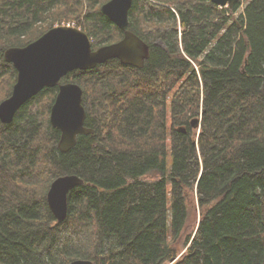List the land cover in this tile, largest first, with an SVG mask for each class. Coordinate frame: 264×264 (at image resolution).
Masks as SVG:
<instances>
[{"label":"trees","instance_id":"16d2710c","mask_svg":"<svg viewBox=\"0 0 264 264\" xmlns=\"http://www.w3.org/2000/svg\"><path fill=\"white\" fill-rule=\"evenodd\" d=\"M108 1L0 0V102L6 49L67 24L93 49L119 41ZM127 30L149 47L142 68L61 80L93 131L68 152L49 123L57 88L0 122V264H264V0H132ZM63 175L84 183L59 223L46 194Z\"/></svg>","mask_w":264,"mask_h":264},{"label":"water","instance_id":"95a60500","mask_svg":"<svg viewBox=\"0 0 264 264\" xmlns=\"http://www.w3.org/2000/svg\"><path fill=\"white\" fill-rule=\"evenodd\" d=\"M219 7H231L237 0H210ZM132 0H109L100 8L122 33L112 44L93 49L88 36L79 29L56 27L49 29L24 47L8 48L4 60L16 71L15 83L8 98L0 102V122L9 124L18 109L45 88H57L50 108L49 123L59 131L57 148L66 153L81 135L92 134L85 126L86 112L82 105L83 91L76 83L61 80L73 71H86L109 61L118 60L124 66L142 68L149 57V47L127 30L128 11ZM197 126V121H192ZM84 182L76 175L55 178L47 191L46 203L57 222L67 215L69 192ZM174 260H172L173 262ZM69 264H93L88 260H74Z\"/></svg>","mask_w":264,"mask_h":264},{"label":"rangeland","instance_id":"374dc122","mask_svg":"<svg viewBox=\"0 0 264 264\" xmlns=\"http://www.w3.org/2000/svg\"><path fill=\"white\" fill-rule=\"evenodd\" d=\"M195 214V213H194ZM197 213H196V215H192V217H191V220H190V226H189V229L188 230H190L191 229V227L194 225V221H195V219H194V217H196L197 218Z\"/></svg>","mask_w":264,"mask_h":264},{"label":"bare ground","instance_id":"6f19581e","mask_svg":"<svg viewBox=\"0 0 264 264\" xmlns=\"http://www.w3.org/2000/svg\"><path fill=\"white\" fill-rule=\"evenodd\" d=\"M38 93H39V92H38ZM38 93H36L35 95H37ZM35 95H34V96H35ZM34 96H32V97H34ZM32 97H31V98H32ZM31 98H30V99H31ZM30 99H28V100H30ZM26 102H27V101H26ZM26 102H25V103H26ZM25 103H24V104H25Z\"/></svg>","mask_w":264,"mask_h":264},{"label":"built area","instance_id":"2783aa9c","mask_svg":"<svg viewBox=\"0 0 264 264\" xmlns=\"http://www.w3.org/2000/svg\"><path fill=\"white\" fill-rule=\"evenodd\" d=\"M67 26H69V24H67Z\"/></svg>","mask_w":264,"mask_h":264}]
</instances>
